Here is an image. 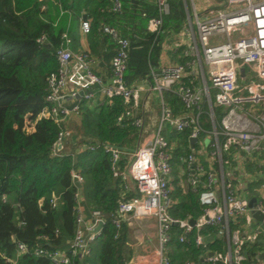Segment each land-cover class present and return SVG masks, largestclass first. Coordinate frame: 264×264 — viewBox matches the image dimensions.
Segmentation results:
<instances>
[{
    "label": "trees",
    "instance_id": "trees-1",
    "mask_svg": "<svg viewBox=\"0 0 264 264\" xmlns=\"http://www.w3.org/2000/svg\"><path fill=\"white\" fill-rule=\"evenodd\" d=\"M118 1L120 9L113 10V0H0V264H12L17 259L16 242L29 249L18 257V264H52L46 256L34 254V248L52 251L69 247L75 232L74 194L78 189L71 180L72 169L84 177L79 188L85 214L98 210L105 222L90 252L72 257L70 264L127 263L130 228L126 222L116 227L112 219L118 200L135 194L124 192L123 185L130 181L127 154L136 148L139 131L128 120L118 123L124 105L119 100L103 99L95 106L82 101L78 119L69 122L75 139L65 135L60 148L54 146L60 127L53 120L38 119L32 131L24 122L26 116L34 119L46 105L47 77L58 68L55 52L64 46V34L70 39V48L75 49L82 20L90 24L86 36L94 61H111L117 49L115 41L102 31V25L115 28L129 40L124 72L127 85L150 78L151 70L158 68L165 36L180 31L186 23L184 1L166 0V13L160 12L153 0ZM151 18L161 19L156 31L148 29ZM222 115V109L214 107L218 133ZM200 121L206 130H211L205 114ZM188 137L189 130L168 132L169 140L178 138L180 142L172 153L177 162L179 156L191 151ZM218 138L221 142L222 136ZM98 143H109L121 150L118 174L113 173L110 155L101 147H84ZM52 195L58 199L54 207L50 203ZM172 199L176 200L170 208L173 217L196 220L202 214L198 190L182 193L177 189ZM238 228L242 230L229 221L230 231ZM197 233L212 236L206 247L195 242ZM217 233L219 228L214 226L199 230L193 227L185 232L179 224L172 225L167 248L170 264H222L202 260L208 252L226 250V238ZM242 252L246 256L242 264H264V258H258L264 252V232L255 241L245 242Z\"/></svg>",
    "mask_w": 264,
    "mask_h": 264
},
{
    "label": "built area",
    "instance_id": "built-area-1",
    "mask_svg": "<svg viewBox=\"0 0 264 264\" xmlns=\"http://www.w3.org/2000/svg\"><path fill=\"white\" fill-rule=\"evenodd\" d=\"M153 1L160 12L168 11L166 0ZM112 9H120L118 0H113ZM160 24V18H151L148 29L156 31ZM89 27L88 20L81 21L82 34H87ZM101 29L117 44L110 61L109 80L105 81L92 68L94 59L90 50L73 51L70 39L64 34L65 44L55 52L58 68L47 77L46 105L34 119L25 117L26 129L32 131L38 119L53 120L60 127L54 142L58 148L66 135L63 124L78 113L82 101L89 106H95L103 99L121 101L124 112L118 117V123L128 120L138 129L139 139L136 148L127 154V175L132 185L127 182L123 185L124 192L134 191L135 194L118 200L112 219L114 225L118 227L121 222H126L129 226L135 220L153 218L157 234L154 251L157 264H170L167 248L174 223L183 227L185 232L193 227L199 230L206 225L218 227L219 234L226 238L227 248L224 252H211V255L208 252L202 255V260L242 264L246 259L242 252L244 243L255 241L264 232V195L256 199L254 208L263 214L259 222L251 215L248 199L237 194L235 171L231 168H241L242 158L264 155V0H222L219 6L206 8L201 14L194 9L188 13V25L182 31L191 38L183 50L185 60L158 66L151 70L150 78H141L131 85L124 81L129 40L115 28L102 25ZM245 68L247 73L240 76V71ZM153 94L159 101V116L149 127L143 116L134 115L133 110L141 98H149ZM171 99L178 103L181 112H175ZM67 100L71 103L67 104ZM214 107L223 111L219 133L215 128ZM204 114L212 127L209 131L200 121ZM171 130L177 133L189 130V138L203 146L200 138L210 133L212 138L207 146L213 149L211 159L219 162L218 172L213 163L211 168L205 169L193 152L178 158L190 189L198 190L202 214L194 225L170 213L173 204L169 184L172 153L180 146L178 138L168 139ZM219 135L222 136L221 142ZM84 147L89 150L101 147L110 155L113 173H119L118 161L122 154L119 148L109 143ZM70 175L76 185L84 181L77 170L72 169ZM74 199L76 224L69 247L52 251L36 247L33 250L36 255L46 256L52 264H70L72 257L87 255L91 243L100 234L101 228L95 230L97 225L101 223L102 226L105 222L104 215L98 210L89 216L85 214L79 187ZM57 201V197L52 195L51 206H56ZM230 220L240 225L242 230L230 231ZM182 240L184 236L180 237ZM195 242L202 247L208 244L200 233L196 234ZM28 251L24 243L16 242L17 259ZM17 259L12 264H18ZM184 264L197 263L187 261Z\"/></svg>",
    "mask_w": 264,
    "mask_h": 264
},
{
    "label": "crops",
    "instance_id": "crops-1",
    "mask_svg": "<svg viewBox=\"0 0 264 264\" xmlns=\"http://www.w3.org/2000/svg\"><path fill=\"white\" fill-rule=\"evenodd\" d=\"M214 3L215 0H191V3H188V0H184V4L187 9L186 23L180 31L170 32L165 36L162 43L159 66L177 63L183 57V50H185V46L191 40L189 36H186L182 32L183 28L188 25V13H192L195 9L197 13L201 14L206 8L214 7ZM82 48L89 49V44L86 34H82L79 28V41L75 49L72 48V50L78 51ZM178 50L180 51L178 52ZM109 63L110 61H94V63L92 64V68L94 69V71L104 79H107L105 81H108L110 77ZM142 83L144 82L142 81ZM170 102L173 105L175 112H181V108L178 106V103H176L174 99H171ZM66 103L70 104L71 102L67 100ZM156 103H158L159 105L158 98L155 94L151 95L149 98L143 97L138 102V107L133 110V113L134 115L143 116L145 124L150 127L159 116V111L156 112V114L154 113L155 116H153V112L155 109L154 104ZM76 119H78V113L71 116L65 122V133L68 138H72L70 134V131L72 130L68 125V122L70 120ZM189 145L191 147L190 152L196 154L197 159L200 163H202L205 169L211 168L210 166L213 163V167H216L219 172V162L211 159L213 157L210 154L213 150L211 147L206 146L207 149H205V147L201 145L197 140L194 139V141L191 142L190 138ZM241 162L243 164L241 168H237L235 166L231 167L234 169L233 171H235V184L238 190L237 194H239V196L241 197L247 198L249 201L254 193L257 192V199L264 195V155L245 160L242 158ZM187 180V175L182 170L180 162H177L176 159H172V171L169 178V184L172 188V193L177 189H179L182 193L190 190V186ZM128 182L130 185H132L131 181ZM175 201L176 200H173V203ZM199 217L197 219H199ZM129 228L131 253L126 264H157V259L154 257V251L157 244L156 224L154 219L145 217L135 220L131 225H129ZM217 235H219V233H217ZM205 238L207 240H210L212 239V236L208 234L205 236ZM258 258L259 260H262L264 258V252L260 253Z\"/></svg>",
    "mask_w": 264,
    "mask_h": 264
},
{
    "label": "water",
    "instance_id": "water-1",
    "mask_svg": "<svg viewBox=\"0 0 264 264\" xmlns=\"http://www.w3.org/2000/svg\"><path fill=\"white\" fill-rule=\"evenodd\" d=\"M82 92H80L79 94H81ZM72 140L75 139V135H72ZM194 141V139H191V142ZM62 146V144L58 145V148H60ZM77 186L80 187V184L77 183ZM258 196V193L255 192L254 195L249 199L248 201V206L250 208V211H251V215L254 219L258 220V221H261L263 219V214L258 211V210H255V203H256V197ZM195 223V220L191 219L189 220V224L190 225H194ZM175 225L177 223H174ZM101 228V223H99L96 227V231H98L99 229ZM210 255L212 254L211 252L209 253Z\"/></svg>",
    "mask_w": 264,
    "mask_h": 264
},
{
    "label": "rangeland",
    "instance_id": "rangeland-1",
    "mask_svg": "<svg viewBox=\"0 0 264 264\" xmlns=\"http://www.w3.org/2000/svg\"><path fill=\"white\" fill-rule=\"evenodd\" d=\"M189 2L191 3V0H188V3ZM220 2H222V0H215V3H214L215 6L214 7L219 6ZM246 73H247V69L246 68L245 69H242L240 71V76H244ZM212 94H213V91H212ZM154 107H155V109L153 108L154 109L153 116H155L154 113L156 114V112L159 111V105H158V103L154 104ZM69 122H71V120ZM69 122H68V125H69ZM70 127H71V124H70ZM211 138H212V135L210 133H208V132L204 134V137L200 138V140H202V142L204 144L205 149H207L206 146H207V144H208V142H209V140Z\"/></svg>",
    "mask_w": 264,
    "mask_h": 264
}]
</instances>
